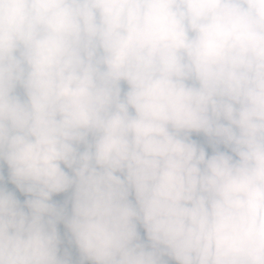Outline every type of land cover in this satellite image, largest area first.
Here are the masks:
<instances>
[{"label":"clouds","instance_id":"9594fccd","mask_svg":"<svg viewBox=\"0 0 264 264\" xmlns=\"http://www.w3.org/2000/svg\"><path fill=\"white\" fill-rule=\"evenodd\" d=\"M0 264H264V0H0Z\"/></svg>","mask_w":264,"mask_h":264},{"label":"trees","instance_id":"16d2710c","mask_svg":"<svg viewBox=\"0 0 264 264\" xmlns=\"http://www.w3.org/2000/svg\"><path fill=\"white\" fill-rule=\"evenodd\" d=\"M63 199H64V196L63 195L54 197V200H56V201H63ZM61 231H62V233L64 231L62 226H61Z\"/></svg>","mask_w":264,"mask_h":264}]
</instances>
